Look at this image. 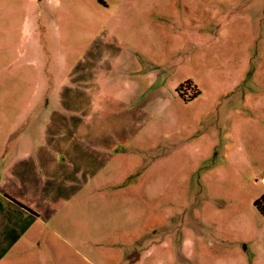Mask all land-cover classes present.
Here are the masks:
<instances>
[{
	"label": "rangeland",
	"instance_id": "obj_1",
	"mask_svg": "<svg viewBox=\"0 0 264 264\" xmlns=\"http://www.w3.org/2000/svg\"><path fill=\"white\" fill-rule=\"evenodd\" d=\"M71 74L127 150L0 264H264V0H0V164Z\"/></svg>",
	"mask_w": 264,
	"mask_h": 264
},
{
	"label": "crops",
	"instance_id": "obj_2",
	"mask_svg": "<svg viewBox=\"0 0 264 264\" xmlns=\"http://www.w3.org/2000/svg\"><path fill=\"white\" fill-rule=\"evenodd\" d=\"M81 84L83 81L74 74L59 83L54 88V102L40 104L46 112L44 125L35 131H40V141L33 144L38 138L33 136L32 140L30 136L31 143L19 142L22 147H11L10 156L0 164V241L4 245L0 260L15 252L14 245L24 248L13 255L28 257L34 254L32 245L47 244L49 235L62 238L48 225L50 221H55L64 206H70L95 182L104 180L107 167L118 159L120 145L127 150L124 141L106 140L104 130L96 137L90 124L97 114L96 108H91L94 97L90 83H85L86 89ZM145 92L147 89L141 84L130 99L144 103L145 95H150ZM47 96L45 93L39 100H48ZM142 106L140 103L139 107ZM142 258L141 252L132 250L128 262L138 264ZM85 261L90 259L85 257Z\"/></svg>",
	"mask_w": 264,
	"mask_h": 264
},
{
	"label": "trees",
	"instance_id": "obj_3",
	"mask_svg": "<svg viewBox=\"0 0 264 264\" xmlns=\"http://www.w3.org/2000/svg\"><path fill=\"white\" fill-rule=\"evenodd\" d=\"M187 86L188 87H192V83L191 82H188L187 83ZM198 92L190 99H194L198 96ZM255 208L257 209V211L260 213V215H262L264 217V195L258 199L255 203Z\"/></svg>",
	"mask_w": 264,
	"mask_h": 264
}]
</instances>
